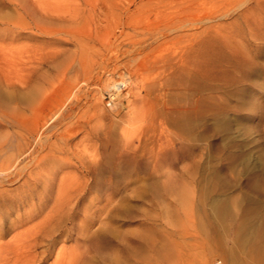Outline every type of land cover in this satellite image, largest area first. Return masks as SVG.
I'll return each instance as SVG.
<instances>
[{
  "label": "rangeland",
  "instance_id": "1",
  "mask_svg": "<svg viewBox=\"0 0 264 264\" xmlns=\"http://www.w3.org/2000/svg\"><path fill=\"white\" fill-rule=\"evenodd\" d=\"M41 1L0 0V165L25 167L6 187L88 178L93 202L115 200L91 215L86 199L76 226L89 231L63 232L37 264L86 238L89 264H264V0ZM50 10L66 21L43 22ZM19 73L28 84H5ZM120 223L137 238L118 262Z\"/></svg>",
  "mask_w": 264,
  "mask_h": 264
},
{
  "label": "bare ground",
  "instance_id": "2",
  "mask_svg": "<svg viewBox=\"0 0 264 264\" xmlns=\"http://www.w3.org/2000/svg\"><path fill=\"white\" fill-rule=\"evenodd\" d=\"M36 1V0H34ZM40 1V0H39ZM50 1H54V0H49L48 2H44L41 1L42 4L44 6H42L41 9L45 8L46 6L48 7V5H46L45 3L49 4V5H53L54 7L56 6L57 8H65L64 4H63V0H56L58 6L55 4L56 1H54L52 4H50ZM69 1V0H68ZM79 1V0H78ZM90 1V0H89ZM93 1V0H92ZM29 2V1H28ZM62 2V3H61ZM74 2V1H73ZM23 3V2H22ZM61 3V4H60ZM78 3V2H77ZM37 4V3H36ZM35 4V5H36ZM41 4V5H42ZM61 6H60V5ZM71 4V3H70ZM74 4V3H73ZM168 4V3H167ZM24 5V4H23ZM38 5V4H37ZM94 5V4H93ZM178 5V4H177ZM34 6V5H33ZM53 6H50L51 9H54ZM60 6V7H59ZM73 6L71 5L69 7H72V12L75 13L74 11L77 12L78 10V6H77V10L75 9L73 11ZM21 7V6H20ZM27 7V6H25ZM24 7V9H25ZM30 7V5H29ZM81 7V6H80ZM56 8V9H57ZM61 10H66V9H62ZM29 9V8H27ZM30 9H34V7H31ZM49 9V8H48ZM52 10V11H55ZM82 9V8H81ZM252 9V8H251ZM37 10V9H36ZM45 11H48L47 9H44ZM61 10H58V12H62ZM101 10V9H100ZM39 11V10H38ZM51 11V10H50ZM51 11V12H52ZM67 11V10H66ZM66 11H64L65 13L61 16L56 17V13L52 12V13H47L46 15H43V18L45 22V20H60L64 17V15H66ZM80 11V10H79ZM262 12V11H261ZM33 13H35L33 11ZM32 13V15H33ZM41 13V12H40ZM78 12L77 16L79 15ZM28 14V13H27ZM36 14V13H35ZM55 14V15H54ZM29 15V14H28ZM31 17H34L32 16ZM38 15V14H37ZM54 15V16H53ZM58 15V14H57ZM41 16V18H42ZM63 16V17H62ZM70 16V15H69ZM73 15L71 14V18ZM81 16V15H80ZM79 16V17H80ZM62 17V18H61ZM66 18V17H65ZM76 18V16H75ZM78 18V17H77ZM67 19V18H66ZM103 19V18H102ZM35 20L37 21V19L35 18ZM34 20V21H35ZM66 21L65 19H62V21ZM71 20V21H70ZM73 19H67V21H70L71 23L73 22ZM38 21H42V19H39ZM49 25L52 24L53 22L48 21ZM76 22V21H74ZM37 24V22H35ZM64 23V22H63ZM69 23V22H68ZM70 23V25L72 26V24ZM79 23V22H78ZM35 24V25H36ZM40 24V22L38 23ZM43 24V23H42ZM46 24V23H45ZM45 24H43L42 26H44ZM59 24L63 25L62 23L59 22ZM66 24V23H65ZM49 25H45L48 26L47 28H49ZM55 25V24H54ZM59 25V26H61ZM67 25V24H66ZM69 25V26H70ZM40 26V25H39ZM38 26V28H39ZM44 26V27H45ZM55 26H58L57 24ZM70 26V27H71ZM50 27H52V25H50ZM54 27V26H53ZM52 27V28H53ZM67 27V26H66ZM67 27V28H70ZM183 27V26H182ZM57 30L58 27H56ZM61 28H65L63 26H61ZM66 28V29H67ZM225 28V27H224ZM223 28V29H224ZM51 29V28H50ZM255 29V28H254ZM41 30V29H40ZM42 30H44L42 28ZM46 30V29H45ZM74 30V28H73ZM230 31V30H229ZM56 32V31H54ZM52 33V32H51ZM58 33V32H57ZM56 34V33H55ZM149 34V33H148ZM70 36V35H69ZM190 36V35H189ZM72 37V36H71ZM40 43V42H39ZM50 46V45H49ZM58 47V46H57ZM64 47V46H63ZM39 47H37L38 49ZM42 49L44 47H41ZM47 48V47H46ZM50 48H56V47H50ZM60 49V47H59ZM45 51H49L51 49H43ZM54 50V49H53ZM58 50V49H57ZM240 50V49H239ZM62 51V50H59ZM58 52V51H57ZM57 52L53 53L57 54ZM63 52V51H62ZM39 53V52H37ZM50 53V51H49ZM87 53V52H85ZM245 53V52H244ZM47 54V53H46ZM51 54V53H50ZM48 54V55H50ZM193 54V53H192ZM42 55V54H41ZM39 55V56H41ZM30 56V55H29ZM78 56V55H77ZM30 57H27V59H29ZM32 58V57H31ZM51 58V57H50ZM55 59V57H53ZM25 59V58H24ZM34 59V58H32ZM82 59V58H81ZM89 59V58H88ZM93 59V58H91ZM85 60V59H84ZM54 61V60H53ZM91 61V60H90ZM34 62V61H33ZM47 61H45L46 63ZM50 62V61H49ZM89 62V60L87 61ZM57 63V62H56ZM42 64V63H41ZM30 65V64H28ZM32 66H34V63L31 64ZM40 66V64H38ZM0 66L3 67V62H0ZM26 66V65H25ZM42 66V65H41ZM35 67V66H34ZM33 67V68H34ZM69 67V66H68ZM248 67V66H247ZM39 68V67H38ZM89 68V67H88ZM22 68L20 67V70ZM42 69V67H41ZM67 69V68H66ZM33 70V69H32ZM65 70V69H64ZM26 71V70H24ZM40 71V70H39ZM88 71V70H87ZM37 72V71H36ZM65 72V71H64ZM63 72V73H64ZM2 74V73H1ZM23 74H27V73H23ZM41 74V73H39ZM50 74V73H49ZM20 76H22L19 73ZM18 75V76H19ZM28 75V74H27ZM56 75V74H55ZM25 77L27 78V76L23 75L22 76V80H16V82L11 81V79L6 77V82L5 84L7 86H11V87H16L18 84H20L21 86L28 84L26 82H28ZM30 77V76H28ZM53 77V76H52ZM86 77V75H85ZM5 78V77H4ZM18 79V78H16ZM54 80V79H53ZM48 81V80H47ZM56 81V80H55ZM118 81V80H117ZM116 83H114V85L116 86V91L118 92L119 89V81ZM111 84V83H110ZM5 85V86H6ZM113 85V84H112ZM24 87V86H23ZM9 88V87H8ZM48 88V87H47ZM134 88V87H132ZM39 91V89H37ZM135 90V89H134ZM38 91L34 92L37 94ZM47 92V91H46ZM117 92L115 94H117ZM48 93V92H47ZM45 94V93H44ZM44 97V95H43ZM113 98V97H112ZM115 99V98H114ZM113 103V102H112ZM140 110V109H139ZM85 111V110H84ZM133 111V110H132ZM1 114V113H0ZM98 127V126H97ZM4 133V132H3ZM9 134V133H8ZM23 135V134H22ZM6 137V136H5ZM163 138V137H162ZM42 139H40L41 141ZM8 139L0 137V153H2V151L5 149V144L7 143ZM71 141V140H70ZM97 142V141H96ZM28 143V142H27ZM87 142H85L86 144ZM95 143V142H94ZM9 144V143H8ZM7 144V145H8ZM21 145V144H19ZM24 147V146H23ZM75 148V147H74ZM17 149V148H16ZM21 149V148H20ZM169 150V149H168ZM175 151V150H174ZM96 152V151H95ZM74 154V153H73ZM20 155V154H19ZM7 156V155H6ZM94 156V155H93ZM46 157V156H45ZM80 158V157H79ZM109 158V157H108ZM11 159V158H9ZM81 159V158H80ZM157 159V158H156ZM29 160V159H28ZM83 160V159H82ZM18 161V160H17ZM50 161V160H49ZM96 161V160H95ZM14 162V161H13ZM12 162V163H13ZM23 162V161H22ZM18 163V162H17ZM15 163V165L17 164ZM1 164V163H0ZM7 164V163H5ZM9 164H11L9 162ZM14 164V163H13ZM22 164V163H21ZM2 165V164H1ZM0 165V264H37L39 262H44L46 261L54 252L57 246V243L59 242L58 237L63 233H69L68 235H70V233L72 234V231H77V233L79 235H84L89 231V226L87 225V227L80 226L77 227L76 226V221L78 219V217L84 218L81 216L82 213H80V210L82 209V205H84L85 200L89 199L91 202L89 204V206L87 208H84V212H86L87 210L91 212L92 214H96V211L101 210L104 207H108L109 205L114 203L115 197H109L106 199V203H104V207H102V202L100 201H96L93 202V200L95 199V196L93 195H88L89 189L92 188V186L90 185L91 183L89 182L88 178H84V179H67L65 177L60 178L58 181L56 180L55 177H52V174L50 175V177H45L42 179L40 178H34V177H29V178H25L20 185L13 189L7 188L6 185L12 183L15 180H18L19 175L21 174V172L23 171V169L25 167H20L19 165H14L15 168L11 169V166H9L8 168H2V166ZM85 165V164H83ZM13 166V165H12ZM39 166V165H38ZM57 167V166H56ZM27 169V168H26ZM32 171V170H31ZM54 173V172H53ZM32 175V174H31ZM163 176V175H162ZM99 177V176H98ZM98 179V178H97ZM95 180V185H99L100 186V181L99 180ZM94 185V184H93ZM56 187V188H55ZM41 189V190H40ZM54 189H56L54 191ZM40 190V192H38ZM155 190V189H154ZM115 191V190H114ZM163 194V193H162ZM174 195V194H173ZM163 196V195H162ZM161 196V197H162ZM108 197V196H107ZM164 197V196H163ZM144 198V197H143ZM145 199L147 200V197H145ZM118 200V199H117ZM159 200V199H158ZM121 201V200H119ZM160 202L162 201L163 203L160 204H164L165 201H163V199L159 200ZM148 202V201H146ZM117 204L122 205L121 202H118ZM88 205V204H86ZM114 205V204H113ZM130 205V204H128ZM182 205V204H180ZM112 206V205H111ZM124 207V205H122ZM133 206V205H132ZM132 206H129L128 208H123L120 207L119 205H117L116 207V213H115V217L118 219H122L123 221L130 219L134 214H132L133 210H132ZM115 206H113L114 209ZM24 209L21 213H17V215L13 218V219H9L8 216L10 214L13 213V210H21ZM110 208V206H109ZM105 209V208H104ZM179 209V208H178ZM106 210V209H105ZM109 210V209H108ZM112 210H109V212L111 213ZM107 212V211H106ZM108 213V215L110 214ZM87 215V214H86ZM111 216L113 215L112 213L110 214ZM107 216V215H106ZM114 216V215H113ZM108 217V216H107ZM123 217V218H122ZM105 218V217H103ZM109 218V217H108ZM112 218V217H110ZM127 218V219H125ZM93 219V217L91 218H87V220H89L91 222V220ZM102 219V218H101ZM108 220V219H107ZM84 221V220H83ZM94 222V220H93ZM92 222V223H93ZM103 222V223H107ZM110 222V221H109ZM85 223V222H84ZM103 223H101L100 229H103L102 226ZM71 224V225H70ZM78 224V223H77ZM91 224V223H90ZM109 224V223H108ZM70 225V226H68ZM107 225V224H106ZM105 225V226H106ZM111 225V224H109ZM128 226V227H127ZM131 224H119L118 226H112V230L108 231V233H113L115 236L114 240L116 241L115 246L112 248V255H114L115 259H117L118 262L121 261V256H123L122 254L126 253V251H128L127 253L131 254V250H129L130 248H132L133 246V242L136 240V235L134 233V228L130 227ZM108 227V226H107ZM91 228V227H90ZM108 229V228H107ZM105 229V230H107ZM110 229V228H109ZM98 231V230H97ZM12 232V233H11ZM103 231H101L100 233H103ZM137 232V231H136ZM12 234L11 238L9 240L6 239V241L2 240L4 239L8 234ZM96 233V232H95ZM99 233V234H100ZM113 234H109V235H113ZM95 235V234H92ZM91 235V237H93ZM97 236V233L96 235ZM102 237H104V234L100 235L99 239ZM106 236V235H105ZM142 236H146L142 235ZM10 237V236H9ZM84 237V236H83ZM108 237V236H106ZM110 237V236H109ZM79 238V237H78ZM105 238V237H104ZM87 239V238H86ZM84 239V241L81 244H78L76 247V250L78 249L79 251L77 253H72V252H68L66 250V245L62 244V246L59 247L58 251H57V255L54 261V263L52 264H89L87 261H89L90 257H84V255L86 253H90V249H94L91 248V244H89L90 240H86ZM103 239V238H102ZM108 238H105L104 240H106ZM93 240V239H92ZM95 240V239H94ZM93 240V241H94ZM109 240V239H108ZM148 240V239H147ZM101 241V240H100ZM99 241V242H100ZM103 241V240H102ZM95 243H97L96 241H94ZM108 242V241H106ZM63 243V242H62ZM104 241H103V246H104ZM136 243V242H135ZM146 243H148L146 241ZM145 244V243H144ZM97 245H101L100 243ZM94 246V245H93ZM101 248V247H100ZM136 248V247H135ZM135 248L133 250H135ZM75 249V248H74ZM104 249V248H103ZM98 250H100L98 248ZM107 250V248H106ZM93 251V250H92ZM102 251V250H101ZM99 251V252H101ZM110 251V252H111ZM130 251V252H129ZM109 252V253H110ZM96 253V251H95ZM103 253V251H102ZM124 253V254H125ZM134 253V252H132ZM105 254L107 255L108 252H105ZM102 254H100L101 256ZM135 255V254H134ZM86 256V255H85ZM93 256V255H92ZM96 256V255H95ZM108 256V255H107ZM110 256V258H111ZM128 256V255H127ZM131 256V255H130ZM102 257V256H101ZM89 258V259H88ZM91 257V260H93ZM123 258V257H122ZM120 259V261H119ZM133 259V258H132ZM114 260V259H112ZM125 260V259H124ZM122 260V261H124ZM129 260V257L127 258V261ZM114 262V261H113ZM129 262V261H128ZM127 262V263H128ZM123 263V262H122ZM119 263V264H122ZM126 263V264H127ZM131 263V262H130ZM113 264H117V263H113ZM134 264V263H132Z\"/></svg>",
  "mask_w": 264,
  "mask_h": 264
},
{
  "label": "built area",
  "instance_id": "3",
  "mask_svg": "<svg viewBox=\"0 0 264 264\" xmlns=\"http://www.w3.org/2000/svg\"><path fill=\"white\" fill-rule=\"evenodd\" d=\"M212 264H225V262L222 259H217Z\"/></svg>",
  "mask_w": 264,
  "mask_h": 264
}]
</instances>
